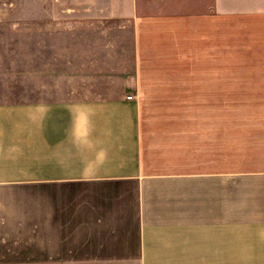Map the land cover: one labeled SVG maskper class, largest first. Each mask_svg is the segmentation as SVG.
I'll return each mask as SVG.
<instances>
[{
	"label": "crops",
	"instance_id": "obj_1",
	"mask_svg": "<svg viewBox=\"0 0 264 264\" xmlns=\"http://www.w3.org/2000/svg\"><path fill=\"white\" fill-rule=\"evenodd\" d=\"M129 6L117 96L0 103V264H264V0Z\"/></svg>",
	"mask_w": 264,
	"mask_h": 264
},
{
	"label": "rangeland",
	"instance_id": "obj_2",
	"mask_svg": "<svg viewBox=\"0 0 264 264\" xmlns=\"http://www.w3.org/2000/svg\"><path fill=\"white\" fill-rule=\"evenodd\" d=\"M125 3L0 0V103L33 101L50 81L59 97L117 96L134 73Z\"/></svg>",
	"mask_w": 264,
	"mask_h": 264
},
{
	"label": "built area",
	"instance_id": "obj_3",
	"mask_svg": "<svg viewBox=\"0 0 264 264\" xmlns=\"http://www.w3.org/2000/svg\"><path fill=\"white\" fill-rule=\"evenodd\" d=\"M128 98H129V99H132V96H129Z\"/></svg>",
	"mask_w": 264,
	"mask_h": 264
}]
</instances>
